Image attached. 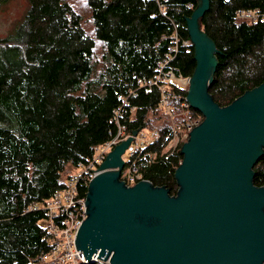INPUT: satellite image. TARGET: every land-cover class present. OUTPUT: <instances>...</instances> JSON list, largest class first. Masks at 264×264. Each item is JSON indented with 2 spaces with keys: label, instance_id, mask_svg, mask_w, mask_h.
<instances>
[{
  "label": "trees",
  "instance_id": "16d2710c",
  "mask_svg": "<svg viewBox=\"0 0 264 264\" xmlns=\"http://www.w3.org/2000/svg\"><path fill=\"white\" fill-rule=\"evenodd\" d=\"M28 2L23 20L0 38V264L43 261L53 238L46 210L36 205L67 186L117 133L116 117L128 132L141 125L160 131L144 148L149 165L140 169L153 186L177 195L183 144L168 149L174 130L161 88L149 84L169 53L177 74L192 76L197 66L186 17L199 0H85L93 34L70 0ZM239 10H254L257 19H239ZM202 23L225 53L216 55L208 89L224 107L264 82V0H210ZM165 85L180 112L188 91ZM254 172V183L264 186V156ZM81 189L85 196L88 187Z\"/></svg>",
  "mask_w": 264,
  "mask_h": 264
},
{
  "label": "water",
  "instance_id": "95a60500",
  "mask_svg": "<svg viewBox=\"0 0 264 264\" xmlns=\"http://www.w3.org/2000/svg\"><path fill=\"white\" fill-rule=\"evenodd\" d=\"M199 2L186 17L197 62L187 100L204 120L183 144L179 192L121 180L122 154L142 125L133 130L92 170L101 172L89 184L88 217L76 241L87 260L97 254L108 264H264V186L254 183L264 156V82L224 107L212 99L223 52L202 23L210 0Z\"/></svg>",
  "mask_w": 264,
  "mask_h": 264
},
{
  "label": "built area",
  "instance_id": "2783aa9c",
  "mask_svg": "<svg viewBox=\"0 0 264 264\" xmlns=\"http://www.w3.org/2000/svg\"><path fill=\"white\" fill-rule=\"evenodd\" d=\"M237 16L242 20L254 21L257 19V13L254 10H239ZM176 41H178L177 38ZM176 50L177 46L174 51ZM172 59L173 53H169L164 60L159 62L157 75L149 84L150 86L158 85L161 88V107L170 118L174 130L168 149H174L188 141L192 130L201 123L200 118L193 116V107L187 100V96L181 102V111L177 112L170 96L166 93L165 84L167 83L175 84L186 91L190 85V76L177 74L173 67H169ZM180 118L182 120H179ZM116 123L118 125L117 133L105 143L97 146L91 159L79 165L67 186L58 190L45 203L36 205V208H43L47 212L44 224L53 238V243L50 250L45 253L43 261L33 264H108L104 260H99L97 254L93 260H87L85 252L78 249L76 241L79 228L88 217L86 200L89 191L87 190V194L83 196L81 186L89 187L90 182L101 172L95 173L92 170L99 169L107 155L117 145L127 140L129 136H133V132H128L127 126L119 121V117H116ZM160 137L159 130L141 128L137 131L128 148L129 158L125 161V167L121 173V180L125 181L127 186H134L138 182L146 180L140 168L148 166L149 163L146 157H141V155L147 145L158 141Z\"/></svg>",
  "mask_w": 264,
  "mask_h": 264
},
{
  "label": "rangeland",
  "instance_id": "374dc122",
  "mask_svg": "<svg viewBox=\"0 0 264 264\" xmlns=\"http://www.w3.org/2000/svg\"><path fill=\"white\" fill-rule=\"evenodd\" d=\"M70 1L76 8V10L83 15L86 29L91 34H93L94 31L92 27L90 12L87 4L85 3V0ZM28 8V0H7L0 6V38L8 36V34L16 27V25L23 20ZM102 51L103 46L98 45L96 52V59L98 62H101ZM129 154V149H126V151L122 154V158L124 161L128 160Z\"/></svg>",
  "mask_w": 264,
  "mask_h": 264
}]
</instances>
